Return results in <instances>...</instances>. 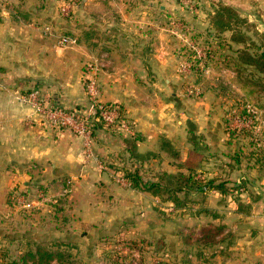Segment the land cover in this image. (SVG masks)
<instances>
[{
	"label": "crops",
	"instance_id": "obj_1",
	"mask_svg": "<svg viewBox=\"0 0 264 264\" xmlns=\"http://www.w3.org/2000/svg\"><path fill=\"white\" fill-rule=\"evenodd\" d=\"M156 1L146 4L139 0H78L73 20L67 24L59 17L58 0H0V201L14 197L24 207L32 206L30 210L41 203L47 209L49 204L45 202L49 201V196L65 193L71 201L76 232L87 224L120 223L144 235L149 233L146 220L152 219V233L158 237L166 234L161 231V214L155 208L161 198L133 187L119 168H139L144 180L152 181L157 180L162 171H178L189 156L178 149L180 159L172 158L163 149L162 138L168 139L175 148L178 142L188 144L190 152L194 149V139L202 134L211 151L222 152L228 134L225 128L228 117H225L224 100H217L213 108L214 100L209 97L177 98L178 92H171L183 84L182 81L177 83L176 71L180 59L187 56L186 52L196 43L194 35L199 37L198 31L212 33L214 30L208 14L199 20L174 0L158 4L159 9ZM217 1L234 7L264 34V0ZM206 9L211 13L214 8L207 2ZM16 10L21 16L14 15ZM180 15L184 16L183 22L177 18ZM62 24L75 33L76 42L69 45L68 50L55 45L53 37V32ZM182 26L187 27L184 32L178 30ZM230 36V32H226L215 38V43L232 42ZM183 45L186 49L181 48ZM240 46L232 42V50H226L221 63L225 65L223 71L238 66L236 50ZM88 61L91 62L82 70ZM93 75L101 99L120 103L133 124L132 130L119 129L121 133L97 130L93 136L96 158L87 153L80 137L53 127L45 116L22 99L38 86L48 105L86 111L89 100L85 78ZM234 84L245 89L240 80ZM247 95L245 92L242 104L248 111L253 110L255 118L259 119L264 106L258 108L256 101ZM235 120L239 122L237 128H243L250 121ZM130 143L135 146L137 158L129 150ZM242 165L237 166L238 181L247 179L253 170L258 171L253 167L244 170ZM146 174H150L149 178ZM40 189H44L48 197L42 193L43 199ZM218 195L215 191L210 193L208 207L215 210H212L213 215H206L203 209L194 214L198 221L188 228L192 236L203 232V220L215 223L222 217L217 212L226 211ZM233 206L225 212V219L229 214L239 220L238 225L232 224L230 232L227 231L235 236V242L230 234L227 242L220 240L212 246L203 245L220 249L215 250L213 258L220 260L215 264H231L234 260L250 264V259L255 258L256 242L250 245L249 240L254 241L258 235L255 227L262 218L256 211L264 210L262 203H254L253 213L247 217L251 225L242 223L246 218L242 217L244 211ZM230 207L231 204L228 209ZM134 218L135 224L132 223ZM176 224L177 221L173 227ZM94 230V234L105 233L99 228ZM171 235L175 236V241L178 236L173 232L169 235L172 243ZM193 241L187 239L184 243L188 245ZM233 250H237L236 256ZM169 252L174 253L172 249Z\"/></svg>",
	"mask_w": 264,
	"mask_h": 264
},
{
	"label": "rangeland",
	"instance_id": "obj_2",
	"mask_svg": "<svg viewBox=\"0 0 264 264\" xmlns=\"http://www.w3.org/2000/svg\"><path fill=\"white\" fill-rule=\"evenodd\" d=\"M139 1L149 4V2H151L152 0ZM166 1L167 0H157V9H159L158 4H162ZM214 1L217 2V0H174V3L189 11L195 19L200 20L202 18V15L205 16L206 14H208L207 19H209L211 23V14L206 12V6L208 2L211 3L214 8ZM58 2L60 3L58 7L59 17L61 18L62 22H71L74 16L73 11L77 6L78 0H58ZM198 11L200 12L198 13ZM36 12L37 10L34 11V13ZM15 13L16 14L14 15L21 16L19 11L17 12L16 10ZM177 18L180 22H183L184 20L183 15H180V17L178 16ZM63 24L59 27L58 30H55L53 32V37L55 38V45H57L61 49L68 50L70 49V47L60 46L59 40L62 36L75 37V33H73L70 28H63ZM247 27V25L244 26V28ZM186 28L187 27L184 28L182 26L178 27V30L184 32ZM213 29L214 30L212 31V33L216 35L217 31L214 26ZM256 30L257 29H254L253 27L249 28V34L257 42V44H261L259 37L254 35V31ZM198 32L200 33V36L198 37V35H194L195 38L197 37L196 39H194L196 40V43H194L191 49L186 52L187 56L184 55V57L180 59L181 62H179L181 64L179 65V69H177L176 71L178 77H176V79H179L177 83L182 81L183 84L181 88H178L176 90L173 89L171 92H178L177 98H185L186 96L188 98L196 100L197 98L209 97L211 98V100H214L213 103L215 104L214 106L212 105L213 108L217 106V100H219V102L224 100V102L226 103L224 109L225 117L233 118L230 121V127L233 129H237V124L239 122L235 119L236 116L239 115L240 109H242L244 106L242 104V100L243 98H245V92L252 93L249 95V98L256 101L254 102V104H256L258 108L262 109V107L264 106V88L262 89L258 86V84L262 83L257 82L258 84L256 83V85L255 83H247L245 85V89L241 90L236 84H234L235 81L239 80V69H237V66L234 68H229V70L226 68L223 71V67H225V65L221 64L223 56L226 54V50H232V48H228L225 45L224 40L220 42L217 41L215 43V37L217 38V36H211L210 34L212 33L209 31L203 33H201L200 31ZM187 34H190V31H187ZM179 37L180 39L182 37V39L184 40L183 36L180 35ZM200 39L201 41H199ZM190 44L192 45V42H190ZM186 47L187 46L183 45L181 48L186 49ZM257 52H259V50H257ZM89 62L91 61L83 64L82 70L84 69V67L86 68ZM82 70L81 72L83 76L84 72ZM242 72L243 76L252 74L250 69H244V71ZM258 75H256L255 77L253 75L254 80H264V78H262L264 77L263 75H259L260 77H258ZM240 83H242V80H240ZM201 85L203 86V88L198 87ZM49 93H52V90H49ZM170 96L171 95H167L168 98ZM171 97L173 98V96ZM238 103H241L243 106L238 105ZM213 108L211 109L212 111ZM218 110L220 112V106ZM246 113L247 115L250 113L256 115L253 110L248 112L246 111ZM244 128L251 130L252 136H258L257 139L259 140V145H257V147L255 148H251V146H249V143L252 141V136L248 135L247 137L237 139L239 140V142H244L245 149H243V151H245V153L243 157H245V159H242L243 161L241 163H243L242 167L245 168L244 170H248L249 164L252 165V163H248L249 161L247 160V158L251 157L252 153H255V159L264 158V112L261 113V117H259V119L253 117V121H249L248 124L244 126ZM102 130L108 131V129L103 127ZM69 131L74 134L73 131ZM196 138L197 139H194V143L199 142L200 144L197 143L199 144V147L202 146L205 147V149H209H206L205 151L206 158L204 159L203 163L205 171H198L196 173V176H204L205 174L206 178H212L214 176L218 177L219 180L220 178H227L231 180V182L227 185L229 190L225 195L218 189L207 190L204 193L191 192L189 194V198L196 200V204L190 205L189 207L181 206V208L177 209V211L176 207L172 203H164L162 199L160 201H157L155 208L161 214V231L165 232V235L162 234L158 237L157 235H154L152 233V219L146 220V225L149 226L146 228H149V233L144 235L136 231L132 232L129 226L126 225L124 227L125 224L120 223H107V225L87 224L81 226V231L76 232V228L74 230L72 210L70 206L71 201H69L67 195H64V193L63 195H59L56 197H48L44 193V189H40V193H43L48 197L49 201L45 202V204H49V207L47 209L43 205H41V203L34 205V209L30 210L32 206L28 208L24 207L14 197L10 200L9 198H6V201H0V264H24V260H22V257L28 251L35 250L39 245L55 251L62 250L65 253L64 262H71L72 264L219 263L220 260L213 258V256L216 253L215 250H218L217 252H219L220 249L212 247L206 248L202 245L198 238L201 237L203 239V237L206 236L208 239H210L215 235V239L218 240L217 243H220V240H225L227 242L226 239L228 238V236H230V234L232 236V233H227V231H229L228 229L232 228V224L238 225L239 220L236 219V217H230L231 215L229 214L225 219V212H229L230 210H232L234 208L233 205L238 206V200H240V198L242 199L240 201L244 204V212L242 217H246L243 219L242 223L251 225L247 217L253 213L254 203H262V208H264V169L259 170L254 166L253 168L258 171L253 170L254 173L249 177L247 176V179L241 178L238 181L239 172L237 165L234 168L230 167V164L234 163L232 162V159L229 157V155L235 154L236 147L234 146V144H228V141L230 140L229 134H226L225 147L222 152L211 151V147L208 146V143L204 142V139L207 140V138L202 137V134H198ZM231 139L236 138L231 137ZM234 142H236V140L233 141V143ZM201 143L203 144L201 145ZM186 145L188 144L178 142L177 149L181 150V153L183 155L187 154V156H190V149ZM191 160L196 162L199 159L194 154L191 157L190 161ZM197 163L198 162H196V164ZM262 166H264V164ZM146 176H148L147 178H149L150 174H146ZM146 180L149 182L152 181V179ZM238 184L240 185V187L233 190V187ZM212 191H215V194H219V203L226 211L217 212L222 217H218V220H216L215 223H208L206 220H203L205 224L203 225V234L200 233L197 235L195 232L194 236H192L193 233H191L188 228L193 227L196 224V221H198L197 219H195L196 215L194 214L198 213V211L202 209L208 216L214 214L212 210H215L208 207L209 197ZM241 194H243V197H240ZM184 196L185 194L181 193V197ZM76 201H78V199H76ZM229 204H231V207L228 209ZM256 212H259V217H261L262 219L257 221L256 223L255 228H257V237L254 239V241H252V239L249 240L250 245L256 242L257 247V251L254 254L255 258L250 259V264H264V210H257ZM170 219L175 220V222L177 221L176 227H173V224L175 222H169ZM245 219H247V223H244ZM135 220L136 219L134 218L132 222L133 224H135ZM200 224L202 226V222ZM96 228H99L100 232L105 231V233L94 234V229ZM79 232H84L85 234L80 235ZM172 232L176 233L178 237H176L175 241V236L171 235V243L168 237ZM234 237L235 236H232L233 243L235 242ZM187 239H192L194 241L186 245L184 242ZM131 241L139 242L137 243L138 245H133ZM171 249L174 251L173 254H170L169 252ZM236 252L237 250H233L232 254L236 256ZM243 253H247V251L245 252L244 250ZM234 261L235 262L231 264H239V260ZM28 262L31 263L32 260H28Z\"/></svg>",
	"mask_w": 264,
	"mask_h": 264
},
{
	"label": "trees",
	"instance_id": "obj_3",
	"mask_svg": "<svg viewBox=\"0 0 264 264\" xmlns=\"http://www.w3.org/2000/svg\"><path fill=\"white\" fill-rule=\"evenodd\" d=\"M213 4L215 7L214 10L210 13V19L217 32L216 35H214L213 33L210 35H214L213 37H218L226 32L231 33L230 40L235 44L241 45L240 48H237L236 50L239 54L237 58L239 80H242V83L244 85H246L247 83H255V85L257 82L262 83L257 84L263 89L264 80H254L253 75L254 77L258 74L264 76V34L259 33L257 30L254 31V35L258 36L261 41V44H257V42L249 34V28L253 27L255 29V27L252 23L249 22L248 18L242 16L238 12V10H236L231 5H227L220 1H214ZM245 25H247L248 27L244 28ZM232 42L225 41V45L231 49ZM257 50H259V52H257ZM261 50L263 52H261ZM244 69H250L252 74L243 76L242 71H244ZM259 75L258 77H260ZM250 94L252 93H248L247 96H249ZM108 103L113 104L112 102ZM118 106V122L117 124L107 128L110 132L121 133L119 130V124L123 121L129 122L130 129L133 127L132 122L127 117L125 108L120 104H118ZM246 111L248 112V108L246 106H243L236 118L244 121H253V117L255 118V115L253 113L247 115ZM232 119L233 118L230 117L225 120V127L230 136L228 144H234V146L236 147L235 154L229 155V157L232 159V162L234 163L230 164V167L234 168L236 165L238 166L243 161L242 159H245V157H243L245 153V151H243V149H245L244 142H239V140L237 139L247 137L248 135L252 136V131L245 129L244 127L237 129L231 128L230 121ZM95 124L96 130H94V134L97 130L102 129L103 127L101 121H95ZM231 137H234L236 139H231ZM257 137L252 136V141L249 143V146H251V148H255L257 147V145H259V140L257 139ZM235 140L236 142L233 143V141ZM198 145L199 144L194 143V149L190 151L191 155L187 158V162L185 161V163H181L180 166L182 167H179V170L177 172L170 173L168 171H163L159 175H157L159 177L155 181L149 182L144 180V177L141 174L139 168L132 169L127 166H122L121 168H119V170L121 171L123 177L126 178L133 187L160 197L164 201V203H172L176 207V211L177 209L181 208V206L189 207L190 205L196 204V200L189 198V194L191 192L204 193L207 190L218 189L225 195L229 190L227 185L231 182V180L227 178H220L219 180V178L215 176L212 178H206L205 174L204 176H196V173L198 171H205L203 166L204 159L206 158L205 151L206 149L209 150L208 148L205 149V147H199ZM162 147L171 155L172 158L176 160L180 159V151L177 148L173 147L172 143L168 139L162 138ZM129 150L130 152H132V155H135L134 158H137L136 149L133 143H130ZM194 154L199 159L196 161L198 162L197 164L193 160L190 161L191 157ZM254 159L255 153H252V156L247 158V160L249 161L248 163H252V165L249 164L248 167L255 166L259 170L264 169V166H262L264 164V158ZM239 187V184L235 185L233 187V190L238 189ZM181 193H184L185 196L181 197ZM243 205L244 204L240 200H238L239 210H243ZM199 241L202 243V245L212 246L215 245L218 240L215 239L214 235L210 239L204 236L203 239ZM131 242L133 243V245H138L137 243L139 241ZM22 260H24V264H72L71 262H64L65 253L62 250L55 251L40 245L37 246L35 250L28 251L22 257ZM28 260H32V262L29 263Z\"/></svg>",
	"mask_w": 264,
	"mask_h": 264
},
{
	"label": "built area",
	"instance_id": "obj_4",
	"mask_svg": "<svg viewBox=\"0 0 264 264\" xmlns=\"http://www.w3.org/2000/svg\"><path fill=\"white\" fill-rule=\"evenodd\" d=\"M75 42L76 38L71 36H62L59 40V44L62 47L69 46ZM89 68L91 70L94 69L91 65H89ZM85 88L89 100V108L86 111L48 105L38 86L32 88L22 99L34 107L35 112L45 116L53 127L71 130L74 134L81 137L87 153L96 158L97 154L93 150V132L96 130L95 121H101L103 128L106 129L117 124L119 106L116 103L110 104L101 99L94 75L85 78ZM119 127L124 131L130 130V124L127 121L121 122ZM41 196L45 199L43 194Z\"/></svg>",
	"mask_w": 264,
	"mask_h": 264
}]
</instances>
